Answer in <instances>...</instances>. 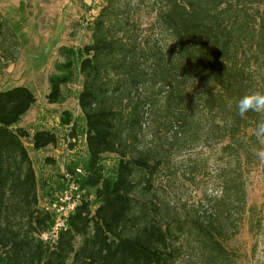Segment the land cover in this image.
<instances>
[{"label":"trees","instance_id":"obj_1","mask_svg":"<svg viewBox=\"0 0 264 264\" xmlns=\"http://www.w3.org/2000/svg\"><path fill=\"white\" fill-rule=\"evenodd\" d=\"M58 51L63 61L48 77L46 99L61 100L76 68L86 157L66 168L81 193L52 236L55 216L40 202L24 140L42 149L58 137L15 127L35 95L24 85L0 89V264H170L184 234L211 254L224 253L217 228L178 218L154 200L155 187L169 168L164 134L191 147L210 141L220 157L250 154L260 117L240 118L234 102L250 89L264 91V0H105L90 42ZM61 122L74 139L68 112ZM109 154L116 157L112 174L103 164Z\"/></svg>","mask_w":264,"mask_h":264},{"label":"rangeland","instance_id":"obj_2","mask_svg":"<svg viewBox=\"0 0 264 264\" xmlns=\"http://www.w3.org/2000/svg\"><path fill=\"white\" fill-rule=\"evenodd\" d=\"M104 3L0 0V89L24 85L36 98L15 127L30 134L48 129L58 137L55 146L42 149H34L30 140H24L39 180L40 202L54 216L57 206L66 204L65 196L74 199L80 195L77 184L69 181L66 165L74 160L80 166L86 154L84 120L77 104L81 77L74 68L57 103L46 99L48 77L58 73L55 65L63 61L60 46L76 48L90 42V25ZM142 14V21L149 22L151 16L144 8ZM63 112L75 121L74 139L68 135L70 124L61 122ZM149 139L146 125L141 141ZM173 140L171 133L164 134L171 156L169 168L163 169L156 181L154 200L163 202L180 219L198 220L204 225L210 222L211 229L220 231L215 235L224 253L211 254L194 234H184L175 243L177 249L170 264H264V159L256 155L264 146L253 140L249 155L220 157L219 145L210 141L191 147ZM69 142H75L74 147ZM46 157L55 163H47ZM115 163L114 155H105V172L112 174ZM75 170L81 172L80 167ZM234 180L240 183H232Z\"/></svg>","mask_w":264,"mask_h":264},{"label":"clouds","instance_id":"obj_3","mask_svg":"<svg viewBox=\"0 0 264 264\" xmlns=\"http://www.w3.org/2000/svg\"><path fill=\"white\" fill-rule=\"evenodd\" d=\"M190 82H194L193 77H188ZM236 114L240 118H246L249 113H254L260 119L257 120L253 129V135L257 142L264 146V91L250 89L239 96L234 102ZM259 159H264V147H261L257 153Z\"/></svg>","mask_w":264,"mask_h":264},{"label":"built area","instance_id":"obj_4","mask_svg":"<svg viewBox=\"0 0 264 264\" xmlns=\"http://www.w3.org/2000/svg\"><path fill=\"white\" fill-rule=\"evenodd\" d=\"M72 198L73 197L68 198L67 196H65V200L67 201L66 204L57 206L55 213V223L51 230L52 236H55L57 234V230L64 225L65 218L67 217L68 213L73 209L77 197L74 199Z\"/></svg>","mask_w":264,"mask_h":264}]
</instances>
